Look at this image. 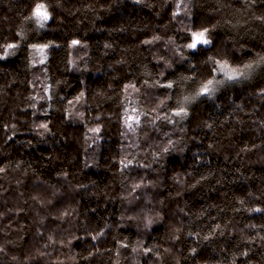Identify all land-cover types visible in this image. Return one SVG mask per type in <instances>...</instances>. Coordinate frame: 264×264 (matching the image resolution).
Instances as JSON below:
<instances>
[{"label": "trees", "instance_id": "16d2710c", "mask_svg": "<svg viewBox=\"0 0 264 264\" xmlns=\"http://www.w3.org/2000/svg\"><path fill=\"white\" fill-rule=\"evenodd\" d=\"M88 3L94 5V10L71 11ZM227 5L231 7L226 9L224 6ZM65 6L70 11L56 10L59 19L51 23L56 30L47 32L42 38L32 36L31 42L43 44L52 40L59 45L52 50L48 71L53 81L60 78L74 85L60 86L59 92L67 100H71L85 84L92 89H109L111 85L109 95L113 100H105L102 109L108 115L120 111L118 104L131 87L139 88L145 79H151L147 73H156L163 67L157 57L169 55L165 47L169 37L183 42L172 20L175 5L171 0L167 3L165 0H146L145 4L133 0H65ZM240 6L241 0H193L191 21L197 28H211L220 21L215 31L216 40L230 42L235 32L226 29L225 25L228 21L235 23V10ZM31 7V0H0V43L16 42L19 26ZM257 8L264 9V3H259ZM154 35L163 39L145 43ZM243 37L241 31L240 38ZM249 40L252 42L247 47L253 52L264 50L257 47V44L264 45V28L252 24ZM73 41L79 43L74 45ZM109 44L111 47H106ZM28 51L23 48L14 58L0 60V86H3V92H0V167L9 163L13 167L20 165L19 171L8 170V179L0 177V213H3L0 216V241H16L8 245L10 251L23 257L43 242V237L34 235L32 197L37 193L53 195L52 185L60 181L52 180V175L66 171L75 183L96 181L89 185L84 197L71 202L77 206L76 224L80 226L76 229L80 239L70 246L76 254L74 264H116L117 256L121 257V264H132L131 247L138 240L143 241L146 249L153 245L172 247L182 257L180 264H229L233 255L241 251H247L248 255L236 256L235 264H264V240L245 239L264 237V212L247 210L251 206L264 208V130L258 134L254 125L256 117L264 119V101L249 98L255 89L246 87L244 92L239 89L229 92L227 99L219 97L215 106L207 102L193 106L185 126L194 138L192 152H207L204 157L206 167L199 170L207 179L195 188L191 187L190 178L185 179L187 187L180 194H177L180 181H169L168 187L159 193V198L165 202L164 221L153 227L149 234L139 230L133 221L121 222L120 219L122 186L118 178L113 177L120 166L114 160L118 153L113 149L120 143L116 139L115 125L108 130L111 146L102 144L97 149L95 145L89 147L91 133L82 123L64 122L65 113L49 109L48 115L41 111L34 116L33 109L27 106L30 103L27 98L34 94L35 87L27 67ZM74 57H83L78 60L81 68L87 64V72L83 75L69 71ZM196 59L193 57V62ZM187 71V64L177 65L176 72H168L164 81ZM257 87H264V81ZM88 95L91 96V92ZM37 107L43 110L47 104L41 101ZM92 115H96L95 108ZM104 119L107 122V115ZM33 120L51 121L49 127L55 135L38 137L30 130ZM202 122L213 124V128H204ZM13 124L18 129L15 133L10 127ZM96 159L100 167L110 171H102L100 175L85 171V160ZM188 160L187 169L181 167L178 160L171 161L176 173L194 171L190 156ZM56 200L58 209L68 206L67 202L63 206L59 203L62 197L57 196ZM241 200L245 202L243 206ZM181 222L183 231L179 233V239L173 241L172 227ZM58 223L49 217L46 226L51 229ZM105 224L109 227L100 240L94 241L92 236L85 235L92 226L100 230ZM67 226L66 222L61 224L62 228ZM188 232L200 233V236L189 237ZM204 236L208 238L203 239ZM52 251L55 258L61 252L67 254L69 249L58 245ZM90 252L93 255L89 256ZM152 262L151 253L141 257V264ZM31 264H45V259L38 256Z\"/></svg>", "mask_w": 264, "mask_h": 264}, {"label": "clouds", "instance_id": "9594fccd", "mask_svg": "<svg viewBox=\"0 0 264 264\" xmlns=\"http://www.w3.org/2000/svg\"><path fill=\"white\" fill-rule=\"evenodd\" d=\"M137 4H145L146 0H133ZM168 0H165L167 3ZM175 5L172 20L177 25V31L182 36L183 42L180 43L176 38L169 37L165 41V47L169 50L167 57H157L162 61L163 67L156 73H147L151 79H145L139 88L131 87V91L124 95V99L119 102V112L113 111L110 115L103 109L105 100H113L109 95L112 86L109 89H92L84 85L71 100L59 92L60 86L74 87L68 81L60 78L52 79V74L48 69L52 59V50L59 47L55 41L48 40L43 44L31 42V37L42 38L47 32L55 31L51 27L53 21H58L56 10L62 12L70 11L65 6V0H31V9L23 17L22 24L19 26L15 43L7 41L0 43V60L7 61L14 58L23 48H28V70L32 73V83L34 94L28 96L30 102L27 106L33 109V115L43 111L48 115V110L65 113V123L75 125L83 124L91 133L89 140L97 149L102 144L111 146L108 140L109 128L114 124L120 141L119 145L113 150L118 153L114 157L119 163V168L113 173L114 178H118L121 183V222L133 221L136 227L144 232L151 233L153 227L159 226L164 221L165 202L159 198V193L168 187L169 181L179 180V191L183 192L187 185L185 179L192 180L191 187L199 186L204 179H207L200 169L206 167L204 157L207 152L193 153L191 141L194 139L189 134V129L185 125L188 123L194 105L200 103H209L215 106L219 97L227 99V93L235 92L239 89L244 92L245 88L255 89L250 92L249 98H259L264 101V87L257 85L264 81V50L253 52L247 47L252 42L249 40L251 35V25L257 24L264 28V9H258L259 3L264 0H241L240 9L236 11L235 23L228 21L226 29L235 32L230 42H217L215 31L220 26V21L209 27L197 28L191 21L193 0H171ZM37 5H42L48 13V19L41 21L34 15ZM229 9L231 5L224 6ZM94 5L88 3L81 8H73L71 11H92ZM223 19V16H222ZM28 25H31L30 27ZM207 30V31H205ZM244 32L243 39L240 38V32ZM205 32V43L193 44V33ZM163 39L159 35H154L152 40L145 43H155ZM9 45L13 47L9 48ZM111 47V45H106ZM257 47L264 48V45L257 44ZM40 51L41 55H37ZM197 59L193 62L192 58ZM83 57H74L71 61L69 71L83 75L87 72V64L81 68L78 63ZM187 64L188 71L184 74H178L172 80L164 81L168 72H176L177 65ZM36 69V71H33ZM97 78V77H94ZM211 82V83H209ZM83 84V81H81ZM205 86L208 91L204 92ZM161 89H165L161 93ZM0 92H3V86H0ZM91 92V96L88 95ZM114 95H116L114 93ZM46 102L47 108L40 109L37 105ZM115 102V101H113ZM96 109V115H92V109ZM107 115V122L104 117ZM133 117L129 120V117ZM51 121L37 122L33 120L30 130L38 137L55 135L49 127ZM257 133L264 130V119L256 117L254 120ZM204 128H213V124L202 122ZM13 133L18 131L16 125H11ZM200 127V125H198ZM98 131H95L97 130ZM11 137H9L10 139ZM29 143H31L29 141ZM202 147V145H200ZM254 147H259L255 145ZM250 150V149H249ZM191 157V167L194 171L188 173H176L171 161H179L181 167H189L188 157ZM198 166V167H197ZM84 170L90 171L95 175H100L102 171H110L99 166V160H85ZM211 167V165H207ZM13 172L19 171L20 165L15 167L11 163L0 167V177L9 178V169ZM40 179L39 176L36 177ZM52 180H59L60 183L52 185L53 195L37 193L32 197L34 201L33 211L36 225L35 236L43 237V242L38 248L21 257L18 252L10 251L8 245L15 244L16 241H0V264H31V261L40 256L45 259V264H74L76 254L71 250V243L80 239L76 235V229L80 226L76 224L77 206L72 201L84 197L90 184H95V180H89L87 183H75L66 171L54 173ZM17 184L20 181H16ZM62 197L59 201L61 206L67 202L68 206L63 210L57 208L56 197ZM90 198V197H89ZM244 205V201H240ZM43 209V211H41ZM23 209H17L22 211ZM251 212H264V208L251 206L247 208ZM183 211V209H180ZM3 213H0L2 216ZM52 217L60 223L49 229L46 221ZM67 223L66 228L61 224ZM104 228L96 230L92 226L91 231H85V235L92 236L94 241L100 240L106 235ZM183 231V223L172 227L173 241L179 239V233ZM189 237L200 233L188 232ZM207 239V236L202 237ZM247 240H264V237H245ZM58 245H63L69 249L67 254L61 252L60 256L53 258V249ZM162 249V250H161ZM97 251H99L97 249ZM190 251L195 252V249ZM132 264H141V257H147L151 253L153 257L152 264H180L182 259L179 251H173L172 247L163 245H153L150 248L143 246V241H137L131 247ZM93 255L92 252L89 256ZM247 251H241L233 255L229 264H235L236 256H247ZM61 256L64 259H61ZM87 259V257H85ZM116 264H121V257L117 256Z\"/></svg>", "mask_w": 264, "mask_h": 264}, {"label": "snow or ice", "instance_id": "6c2138e0", "mask_svg": "<svg viewBox=\"0 0 264 264\" xmlns=\"http://www.w3.org/2000/svg\"><path fill=\"white\" fill-rule=\"evenodd\" d=\"M34 15L37 16L38 18H40L41 21H45L48 19V13L47 10L42 6V5H37L35 11H34ZM207 31V30H205ZM208 41L205 39V32H196L193 33V44L190 45V47H195L198 43H207ZM79 41H73V44H78ZM13 47L12 45H9V48ZM211 83V82H209ZM204 92L208 91V87L205 86V88L203 89ZM133 117H129V120H132ZM95 131H98L95 130Z\"/></svg>", "mask_w": 264, "mask_h": 264}]
</instances>
